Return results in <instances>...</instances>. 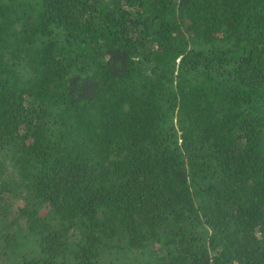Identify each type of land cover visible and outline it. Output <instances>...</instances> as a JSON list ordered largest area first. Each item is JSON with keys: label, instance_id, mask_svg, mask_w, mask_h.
<instances>
[{"label": "trees", "instance_id": "16d2710c", "mask_svg": "<svg viewBox=\"0 0 264 264\" xmlns=\"http://www.w3.org/2000/svg\"><path fill=\"white\" fill-rule=\"evenodd\" d=\"M0 264H264V0H0Z\"/></svg>", "mask_w": 264, "mask_h": 264}, {"label": "rangeland", "instance_id": "374dc122", "mask_svg": "<svg viewBox=\"0 0 264 264\" xmlns=\"http://www.w3.org/2000/svg\"><path fill=\"white\" fill-rule=\"evenodd\" d=\"M11 204V210L8 214V219L13 220V219H18V222L20 223L21 226L25 227L26 226V219L23 217H19L17 214V208H16V202L14 200H10Z\"/></svg>", "mask_w": 264, "mask_h": 264}]
</instances>
